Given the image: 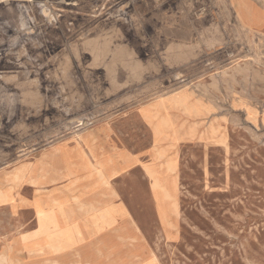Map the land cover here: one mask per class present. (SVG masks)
I'll use <instances>...</instances> for the list:
<instances>
[{"label":"rangeland","instance_id":"obj_1","mask_svg":"<svg viewBox=\"0 0 264 264\" xmlns=\"http://www.w3.org/2000/svg\"><path fill=\"white\" fill-rule=\"evenodd\" d=\"M243 34L228 0H0V170L202 83L264 107V38ZM231 125L224 154L193 148L179 187L153 186L156 206L132 171V219L109 233L57 249L0 212V264H264V128Z\"/></svg>","mask_w":264,"mask_h":264},{"label":"crops","instance_id":"obj_2","mask_svg":"<svg viewBox=\"0 0 264 264\" xmlns=\"http://www.w3.org/2000/svg\"><path fill=\"white\" fill-rule=\"evenodd\" d=\"M228 2L239 31L247 38H264V0ZM245 52L239 49V64L254 67ZM216 83L147 101L114 121L66 137L36 158L0 170V212L19 219L27 211L26 222L34 228L30 233L71 234L73 242H62L57 249L69 248L86 235L109 233L118 219L129 224L132 171L140 173L156 206L153 186L158 181L173 185L163 182L175 178L179 187L181 156L189 150L208 154L220 148L224 154L239 133L231 125L239 116L264 128L259 101L237 89L229 104L227 85ZM133 136L139 138L138 148L132 145Z\"/></svg>","mask_w":264,"mask_h":264},{"label":"bare ground","instance_id":"obj_3","mask_svg":"<svg viewBox=\"0 0 264 264\" xmlns=\"http://www.w3.org/2000/svg\"><path fill=\"white\" fill-rule=\"evenodd\" d=\"M1 1H6V0H1ZM160 183V182H159ZM158 183V184H159ZM171 184H173L172 183V180H171ZM155 186V185H154ZM157 186V185H156ZM154 187V188H157V187ZM175 189H177V188H175ZM159 190V189H158ZM158 190H156L157 192H158ZM162 192V191H161ZM160 192V193H161ZM159 193V192H158ZM165 193V192H164ZM163 194V193H162ZM162 196H164V194L162 195ZM62 242H66V243H72L73 241L70 239V238H68V237H65L64 238V241H61V239L60 238H58V236H48V245L50 246V247H55V248H57V247H59L61 244H62Z\"/></svg>","mask_w":264,"mask_h":264}]
</instances>
